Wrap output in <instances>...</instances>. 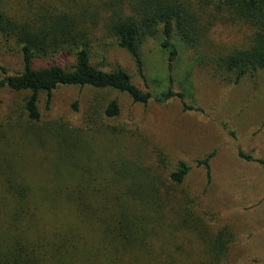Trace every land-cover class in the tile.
<instances>
[{"label": "trees", "instance_id": "obj_1", "mask_svg": "<svg viewBox=\"0 0 264 264\" xmlns=\"http://www.w3.org/2000/svg\"><path fill=\"white\" fill-rule=\"evenodd\" d=\"M67 2L64 8L54 9L46 3L34 7L30 1L29 10L11 13L6 10V0H0V32L23 58L21 73L9 75L0 68V91L26 94L23 109L29 123L41 122L40 96H47L49 106L52 94L61 87L113 90L143 106L179 100L184 111H193L185 94L174 91L175 64L180 56L177 36L195 53L198 63L222 82L238 84L248 76L264 73V0ZM219 27L237 29L242 41L232 47L215 43L212 34ZM99 28L130 54L144 82L141 46L149 39H161L160 48L168 56L170 88L159 94L143 91L125 70L105 71L92 65V45L100 37ZM66 54L74 57L72 65L53 60L44 67L36 66L37 59ZM73 107L78 111L77 102ZM102 114L107 120L118 118L119 101L112 100ZM41 133L32 128L28 134L39 137ZM230 134L235 136L234 132ZM7 135L8 131L0 127V183L11 198L0 204V264H223L232 236L225 230L209 236L196 217L186 190L191 172L187 163L180 161L163 179L160 170H142L130 163L129 170H119L120 179L114 186L106 180H101L105 186L97 187L85 177L68 178L77 184L64 192L50 193L45 186L34 189L22 175L13 156L6 152L10 141ZM66 138V151L61 152L64 157L58 167L70 162L78 169L73 160L85 153L83 143L80 139L71 142L69 135ZM215 155L198 162L206 171L208 183L212 181ZM239 156L264 171L263 159L242 151ZM61 197L72 218L55 220L49 231L34 211L47 200L56 209L55 202ZM184 234L206 246L196 258L189 252V263L168 252V247L175 245L171 240ZM176 251L182 248L177 246Z\"/></svg>", "mask_w": 264, "mask_h": 264}, {"label": "rangeland", "instance_id": "obj_2", "mask_svg": "<svg viewBox=\"0 0 264 264\" xmlns=\"http://www.w3.org/2000/svg\"><path fill=\"white\" fill-rule=\"evenodd\" d=\"M30 1L34 7L46 3L54 9H62L68 3L67 0ZM30 1L6 0V10L22 13L29 10ZM98 36L92 45V65L105 71L125 70L143 91L159 94L170 88L168 56L160 48L161 39H149L141 46L147 79L144 82L130 54L108 39L101 28ZM212 40L232 47L242 41V36L237 29L219 27L212 34ZM175 42L180 56L175 64L174 91L185 94L193 111H184L179 100L143 106L113 90L61 87L52 94L49 106L47 96H40L41 122L33 124L24 114L26 94L3 90L0 91V127L8 131L10 141L6 152L13 156L34 189L45 186L50 193L64 192L77 184L68 178L85 177L97 187L105 186L102 181L106 180L105 183L114 186L120 179L119 170H129L130 163L142 170H160L159 176L163 179L183 161L191 168L186 190L196 217L202 220L209 236L223 230L232 236L222 263L264 264V171L258 164L245 162L239 156L242 151L264 160V73L248 76L238 84L222 82L212 77L207 66L198 63V57L178 36ZM53 60L74 63V57L66 54L37 59L36 66L44 67ZM0 68L9 75L23 71L22 55L1 32ZM114 99L119 101L120 116L107 120L102 111ZM76 102L78 111L73 107ZM32 128L33 131L40 129L41 135H29ZM68 135L73 138L69 139L71 142L80 139L83 143L85 153L73 160L78 169L70 162L58 167V161L64 157L61 152L66 151ZM214 152L212 181L208 183L206 171L198 162ZM1 186L2 183L0 204L11 200ZM65 201L59 198L55 209L47 200L34 211L47 230H52L55 220L72 218ZM171 241L175 245L169 246L168 252L175 253L172 255L184 263L190 262L189 252L196 258L206 247L188 234ZM177 246L182 248L181 252L176 251Z\"/></svg>", "mask_w": 264, "mask_h": 264}]
</instances>
